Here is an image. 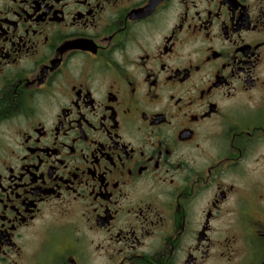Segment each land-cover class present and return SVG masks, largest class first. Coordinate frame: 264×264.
I'll return each instance as SVG.
<instances>
[{
    "label": "flooded vegetation",
    "instance_id": "obj_1",
    "mask_svg": "<svg viewBox=\"0 0 264 264\" xmlns=\"http://www.w3.org/2000/svg\"><path fill=\"white\" fill-rule=\"evenodd\" d=\"M0 264H264V0H0Z\"/></svg>",
    "mask_w": 264,
    "mask_h": 264
}]
</instances>
